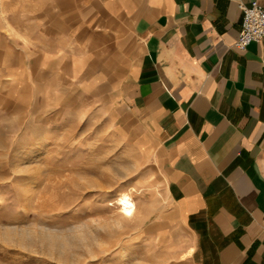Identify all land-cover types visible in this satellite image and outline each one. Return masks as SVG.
<instances>
[{
  "label": "crops",
  "instance_id": "1",
  "mask_svg": "<svg viewBox=\"0 0 264 264\" xmlns=\"http://www.w3.org/2000/svg\"><path fill=\"white\" fill-rule=\"evenodd\" d=\"M253 2L0 0V85L113 111L164 181L188 264H264V40L235 48Z\"/></svg>",
  "mask_w": 264,
  "mask_h": 264
},
{
  "label": "rangeland",
  "instance_id": "2",
  "mask_svg": "<svg viewBox=\"0 0 264 264\" xmlns=\"http://www.w3.org/2000/svg\"><path fill=\"white\" fill-rule=\"evenodd\" d=\"M0 90V264H188L164 181L113 111Z\"/></svg>",
  "mask_w": 264,
  "mask_h": 264
},
{
  "label": "built area",
  "instance_id": "3",
  "mask_svg": "<svg viewBox=\"0 0 264 264\" xmlns=\"http://www.w3.org/2000/svg\"><path fill=\"white\" fill-rule=\"evenodd\" d=\"M242 23L235 48L241 52L253 43H261L264 40V7L257 2L249 6L241 5Z\"/></svg>",
  "mask_w": 264,
  "mask_h": 264
},
{
  "label": "bare ground",
  "instance_id": "4",
  "mask_svg": "<svg viewBox=\"0 0 264 264\" xmlns=\"http://www.w3.org/2000/svg\"><path fill=\"white\" fill-rule=\"evenodd\" d=\"M124 205H125L126 209H131L133 207L134 203L129 199H125Z\"/></svg>",
  "mask_w": 264,
  "mask_h": 264
}]
</instances>
